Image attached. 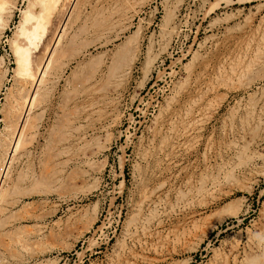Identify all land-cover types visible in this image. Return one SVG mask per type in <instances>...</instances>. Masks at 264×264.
Returning <instances> with one entry per match:
<instances>
[{
    "label": "rangeland",
    "instance_id": "obj_1",
    "mask_svg": "<svg viewBox=\"0 0 264 264\" xmlns=\"http://www.w3.org/2000/svg\"><path fill=\"white\" fill-rule=\"evenodd\" d=\"M93 1L0 33V264H264V0Z\"/></svg>",
    "mask_w": 264,
    "mask_h": 264
},
{
    "label": "bare ground",
    "instance_id": "obj_2",
    "mask_svg": "<svg viewBox=\"0 0 264 264\" xmlns=\"http://www.w3.org/2000/svg\"><path fill=\"white\" fill-rule=\"evenodd\" d=\"M11 1V2H10ZM113 1V0H112ZM59 2H60V0H32V3H31V7H30V10H29V12L25 15V26H26V28L27 29H31L33 26H34V24L37 22V20H38V16H39V13H41V11H43V13L44 14H46L47 12H48V4H49V11H50V8L51 9H54L56 6H58V4H59ZM66 2V1H65ZM65 2H63L62 4H63V6H64V3ZM93 2H95V0L93 1ZM4 3H5V5H4ZM68 3V2H67ZM115 3V2H114ZM113 3V4H114ZM14 4H15V0H0V12L2 11V8H4V20L3 21H1L0 23H2L1 24V26H0V33L1 32H3V30L5 29V27L7 26V24L9 23V18H10V16H11V9L13 8V6H14ZM61 4V5H62ZM124 4V3H123ZM115 5V4H114ZM116 6V5H115ZM114 6V7H115ZM47 7V8H46ZM59 7V6H58ZM67 7V6H66ZM72 7V6H71ZM97 8V7H96ZM57 9V8H56ZM60 9V8H59ZM55 10V9H54ZM53 10V11H54ZM61 10V9H60ZM67 10V9H66ZM92 10V9H91ZM116 10V9H115ZM57 11H58V9H57ZM69 12V11H68ZM54 13V12H53ZM72 13V12H71ZM100 13V12H99ZM59 14V13H58ZM60 14H61V12H60ZM81 15V14H80ZM111 15V14H110ZM116 15H117V13H116ZM58 16V15H57ZM6 17V18H5ZM53 18V17H52ZM66 19H68V17L66 18ZM78 19V18H77ZM76 19V20H77ZM85 19V18H84ZM107 19V18H106ZM56 21V20H55ZM59 21V20H58ZM64 21H66L67 22V20H64ZM96 21V20H95ZM102 21V20H101ZM76 22H78V21H76ZM85 22V21H84ZM60 23V22H59ZM80 23V22H79ZM83 23V22H82ZM75 24V23H74ZM85 24V23H84ZM99 24V23H98ZM94 25V24H93ZM64 26V25H63ZM82 27H84L83 26V24H82ZM67 27H65V29H66ZM80 28V27H79ZM64 30V28L62 29V31ZM70 31V30H69ZM79 31V33H80V31H82V30H78ZM77 31V32H78ZM82 33V32H81ZM80 33V34H81ZM100 33V32H99ZM71 35V34H70ZM75 35V34H74ZM78 35V34H77ZM82 35H83V33H82ZM56 36H57V34H56ZM69 36V35H68ZM50 37H52V36H50ZM55 37V36H54ZM53 37V40H55V38ZM75 36H73V34H72V38H74ZM21 39H20V41L18 42V44H17V46H16V58H17V63H18V68L20 69V73H19V79H18V88L16 89V93H17V95L19 96V97H22L23 95H26L27 94V92L26 91H28L29 89H27V86H29V88H35V87H39L40 86V84H42V78H41V74H39V72L42 70V68H44V65L45 64H47V58H48V56H49V51H50V49H51V47H52V43L51 44H48V42L47 41H45V43L47 42V44L46 45H44V44H42L41 42H40V40L39 39H37L36 37H35V34H34V30H23V33H22V35H21V37H20ZM58 38V37H57ZM52 39V38H51ZM50 39V40H51ZM69 39V38H68ZM47 40H49V38L47 39ZM41 41H43V40H41ZM52 41V40H51ZM50 42V41H49ZM33 54H34V56H33ZM119 71V70H118ZM116 74H117V72H115ZM5 74V73H4ZM103 74V73H102ZM105 74V73H104ZM106 74H108V72L106 73ZM127 74V70H124L123 69V71H120L117 75H116V78H121V77H124L125 75ZM3 76V75H2ZM114 76V75H113ZM4 77V76H3ZM90 78V77H89ZM111 78H113V77H111ZM3 79V78H2ZM88 81V80H87ZM44 82V81H43ZM85 82H86V80L83 82L84 84H85ZM90 82H92V80L90 81ZM96 82V81H95ZM87 83V82H86ZM88 83H89V81H88ZM84 84H83V86H84ZM2 83L0 82V89H1V87H2ZM81 85V84H80ZM41 87V86H40ZM114 87V86H113ZM116 87V86H115ZM114 87V88H115ZM78 88H80V87H77V89ZM107 88V87H106ZM74 89V88H73ZM83 89V88H82ZM100 89V88H99ZM31 90V89H30ZM37 90V89H36ZM72 90V89H71ZM85 91H87L86 89H84ZM107 90V89H106ZM33 91V90H32ZM74 91V90H73ZM85 91H81L82 93L84 92L85 93ZM99 91V90H98ZM103 91V90H102ZM114 91V90H113ZM75 92V91H74ZM74 92H71V93H74ZM100 92H101V89H100ZM70 92H69V94H71ZM77 94H80V93H78V92H76ZM103 93H104V91H103ZM74 95V94H73ZM81 95V94H80ZM79 95V96H80ZM87 95V94H86ZM71 96V95H70ZM69 96V97H70ZM107 96V95H106ZM71 97H73V96H71ZM76 97V96H75ZM67 99V98H66ZM75 99V98H74ZM98 99V98H97ZM82 100V99H81ZM71 101V100H70ZM76 102V101H75ZM93 103V102H92ZM91 103V104H92ZM84 104V103H83ZM103 104V103H102ZM95 105V104H94ZM93 104H92V106H94ZM99 105V104H98ZM97 105V106H98ZM79 106V105H78ZM83 106H85V105H83ZM89 106V105H88ZM92 106H90V108L92 107ZM96 106V107H97ZM37 107V106H36ZM61 107V106H60ZM75 107V106H74ZM41 109H44V108H42V106L40 107ZM46 108H47V106H46ZM69 108V107H68ZM77 108H80V107H76V109ZM63 109H65V107L63 106L62 108H61V112H62V110ZM67 109V108H66ZM99 109V108H98ZM59 109L57 108V111H58ZM69 110H71V109H69ZM97 110V109H96ZM60 111V110H59ZM74 112H75V110H73ZM79 111V110H78ZM78 111H77V114H78ZM60 112V113H61ZM64 112V111H63ZM62 112V113H63ZM84 113V112H83ZM64 114V113H63ZM88 114V113H87ZM65 115V114H64ZM67 115V114H66ZM65 115V116H66ZM68 115H69V113H68ZM66 116V117H69V116ZM75 115V114H74ZM60 117H61V114L59 115ZM90 116V115H89ZM70 117H72V115L70 114ZM87 117V116H86ZM88 118V117H87ZM97 118V117H96ZM99 118V117H98ZM69 118H66V120H65V118H64V120L65 121H69L68 120ZM85 120H83L84 122L86 121V120H88V119H86V118H84ZM63 120V121H64ZM72 120V119H71ZM75 120V119H74ZM91 120V119H90ZM64 121V122H65ZM76 121V120H75ZM184 121V120H183ZM194 121V120H193ZM72 123H73V121H71ZM70 122V123H71ZM89 122V121H88ZM171 123H173V122H171ZM195 123V122H194ZM193 123V124H194ZM65 124H66V122H65ZM64 124V125H65ZM68 124V123H67ZM66 124V125H67ZM192 124V125H193ZM81 125V124H80ZM169 125V124H168ZM190 125V124H189ZM68 126V125H67ZM170 126V125H169ZM174 126V125H173ZM188 126V125H187ZM194 126H196V125H194ZM193 126V127H194ZM65 127V126H64ZM74 127H75V125H74ZM192 127V128H193ZM77 129V128H76ZM78 129H79V127H78ZM102 129V128H101ZM172 129V128H171ZM172 131V130H171ZM192 131V130H191ZM184 133V132H183ZM185 134V133H184ZM186 135V134H185ZM188 135V134H187ZM164 136V135H163ZM71 137H72V135H71ZM75 137V136H74ZM77 138V137H76ZM80 138V137H79ZM65 139V138H64ZM67 140H68V138H67ZM79 140V139H78ZM59 141V140H58ZM65 141V140H64ZM64 141H59L61 144H63V142ZM82 141V140H81ZM59 142H57V143H59ZM75 142H77V141H75ZM54 143V142H53ZM67 144H69V143H67ZM182 144V143H181ZM57 145H59V144H57ZM55 148V147H54ZM63 148V147H62ZM159 150V149H158ZM24 155H26V156H28V152H26ZM150 159V158H149ZM54 165V164H53ZM57 165H58V163H57ZM57 165H55L56 167H59V166H57ZM42 167V166H41ZM51 167V166H50ZM44 168L46 169L47 167H45L44 166ZM41 169H43V168H41ZM40 169V170H41ZM55 169V167H52L50 170L52 171V172H50V177L51 176H53V177H55V172H57V174H59V175H62V172L60 171V172H58V170L56 171V169ZM48 170V169H47ZM59 170H60V168H59ZM230 171V170H229ZM42 173H43V170L41 171ZM51 173H53V174H51ZM45 175V174H44ZM218 175V174H217ZM68 176V175H67ZM67 176H64L63 178H67ZM70 178V177H69ZM69 178H67V179H69ZM214 179V178H213ZM213 181V180H212ZM216 182V181H215ZM214 183V182H213ZM215 185H217V184H213L212 186H215ZM195 186V185H194ZM192 187V186H191ZM199 188H201V187H199ZM210 189V188H209ZM199 190V189H198ZM197 191V190H196ZM202 193V192H201ZM159 200V199H158ZM157 200V201H158ZM150 202V201H149ZM160 203V202H159ZM154 204V203H153ZM156 204V203H155ZM154 204V205H155ZM142 225V226H141ZM140 226L141 227H136L135 229H133L132 231H130V233H129V237L130 238H135L136 239V242H138L137 241V238L140 240V238H139V231L140 232H142V233H146V231L147 230H145V229H147V228H145V226L143 225V224H141ZM137 226V225H136ZM147 235V234H146ZM133 240V239H132ZM145 259V258H144Z\"/></svg>",
    "mask_w": 264,
    "mask_h": 264
}]
</instances>
